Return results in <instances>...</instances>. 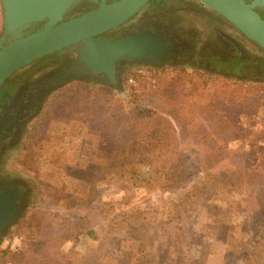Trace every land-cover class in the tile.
Listing matches in <instances>:
<instances>
[{"label": "rangeland", "instance_id": "rangeland-1", "mask_svg": "<svg viewBox=\"0 0 264 264\" xmlns=\"http://www.w3.org/2000/svg\"><path fill=\"white\" fill-rule=\"evenodd\" d=\"M1 30L2 7L0 35ZM142 68L145 67L128 71L127 97L108 87L75 82L49 103L25 157L37 172L40 201L24 214L10 242L0 252V264H13L11 260L4 262L5 252L22 251L38 237L44 238V232L47 241L55 232H60L58 238L61 232L80 236L77 242L67 241L60 247V252L51 256L52 264H113L109 258L112 251L105 248L99 251L98 242L88 235L87 229H98L99 225H107L110 219L123 215L116 200L123 194L121 187L126 181L135 182L134 176L139 172L173 162L181 169L175 172L174 166L167 167L170 174H175V182H165L161 191L140 194L136 201L143 207H158L156 215L162 217L173 200L178 201L192 192L191 185L197 181L202 190L195 198L197 205L192 204L196 211L190 222L184 219L181 222L188 226L194 224L208 239H217L214 253L211 254L212 244L195 245L193 256L202 259L204 264H264V237H252L264 222L263 81H242L191 67L169 65L149 71ZM133 91L139 94V100L158 91L162 100L158 101L159 105L157 102L151 105L156 110L154 113L133 118L127 124L125 133L132 136L127 143L138 140L153 126H170L173 134L155 141L156 145L145 140V147L153 151L145 152L144 148L137 151L129 146L128 151L109 163L106 159L111 143L100 141L95 131L99 126L94 117L99 111L98 105L103 103L97 98L100 96L106 103L119 99L121 108L128 112L131 110L128 102L132 103L135 98ZM216 112L220 123L214 125L211 120ZM207 133L213 137H207ZM121 143L118 145H125ZM217 174L218 181L214 178ZM179 185L178 191H170ZM205 185L208 187L203 188ZM244 224L258 229L243 232ZM111 235L121 245L118 264L150 263L155 250L150 241L142 244L143 235L138 231L127 236L123 224H116ZM241 238H251V256L241 248L232 250L230 242Z\"/></svg>", "mask_w": 264, "mask_h": 264}, {"label": "flooded vegetation", "instance_id": "flooded-vegetation-1", "mask_svg": "<svg viewBox=\"0 0 264 264\" xmlns=\"http://www.w3.org/2000/svg\"><path fill=\"white\" fill-rule=\"evenodd\" d=\"M115 1L118 0L107 3ZM100 2L78 0L66 13L65 20L98 9ZM255 9L264 18V10ZM43 24L40 22L26 32H33ZM144 31L162 37L160 60L150 62L146 57L117 61L111 77L102 73L96 78L91 68L77 62L79 44L67 52H54L34 60L1 87L0 202L4 203V211L0 216V252L10 242L24 214L36 206L41 196L37 172L25 157L45 109L70 84L108 87L127 97L126 79L131 68L145 67L142 70L149 71L169 65L264 83V49L199 0H149L125 22L95 37L126 38Z\"/></svg>", "mask_w": 264, "mask_h": 264}, {"label": "trees", "instance_id": "trees-1", "mask_svg": "<svg viewBox=\"0 0 264 264\" xmlns=\"http://www.w3.org/2000/svg\"><path fill=\"white\" fill-rule=\"evenodd\" d=\"M221 76L227 77L226 75ZM133 93L135 94V98H133L134 100L132 103L128 102V104H130L129 107L131 108L128 112L121 108L122 106L119 99H115L114 102L106 103L107 101L104 102L100 96L97 98V101H102L103 103L98 105L97 109H99V111L94 117L95 123L99 126L95 131L99 134L100 141H103V143H111L108 145L110 147L109 151L101 148V151L109 152V157L106 159L109 163L117 157H120L119 155H121V153L128 151L129 146L137 151H142L143 148L145 149V152H149L148 150L153 151V149H147V147H145V140H150L155 143V141L163 139L166 135L169 136L173 134V129L170 126H153L151 130L143 132L138 140H131L127 143L128 139L130 140V138H132L131 133H125L124 129L127 124H129V122L131 123L133 118H141L148 113H154L156 111L153 107L155 102L158 103V101L162 100L160 97L161 93L158 91L149 93L147 96L145 95L146 98L144 100H139V94L135 91H133ZM222 104L225 105L224 102ZM156 107L157 106H155V108ZM214 107L217 109L216 106ZM130 111L132 112L131 115H129ZM127 114L129 117H127ZM219 116V112H216L215 116H213L214 119L211 120V123H214V125L215 123H220L216 120ZM214 133L216 134L215 131ZM214 133L212 132V135ZM212 135L208 133L206 134L207 137H211ZM121 142H125V145H118V143L122 144ZM170 165L175 167V172H178V170L181 171L180 168H176L177 165L175 162ZM169 166L159 164V166L155 169L139 172V174L134 176L136 177L135 182H133V180L132 182L126 181L121 187L123 194L119 195V199L116 200V205L123 210V215H118V218L110 219L107 225H99L98 229L93 227L87 229L88 235L92 237L94 241L98 242L99 251L102 252L104 248L112 251L111 253L113 255L109 256V258L113 260V264H118V254L121 246L117 242L118 239L112 237L111 235V231L116 224H123L125 235L127 236L133 231H138L139 234H142L143 236L141 239L143 245L148 243V241L152 243L155 251L152 253L149 264H204L202 259L195 258L193 256V247H195V245L211 246L212 244L213 252L211 249V254L214 253L217 237L208 239L205 232L199 233L194 224L193 226H188L187 224L185 225L181 222L183 219L184 221L186 220L187 222H190V217L196 211V207L192 206V204L197 205L195 198L202 190V188L199 187V182L194 181V183H192V192L181 196L178 201L173 200L171 207H168V210L166 211V215L162 217H157L156 215L159 210L158 207L156 209L151 207V205L143 207L141 202L136 201L137 196L140 194H151L161 191V186H163L165 182H175V179H177L175 178V174L172 175L167 171V167ZM203 170L205 171L206 169L203 168ZM219 176L220 175L217 174L214 178L218 181L220 179ZM207 187L206 185L203 186V188ZM180 188V185L175 186L170 191H178ZM123 217L126 218L122 219ZM215 218L217 219L218 217ZM217 220L224 221V218ZM40 221L43 223V220ZM192 222L194 223L195 220ZM253 228L254 226H247L245 224L242 227L243 232L258 229ZM59 233L60 232H55V234L51 236L50 240L47 241L46 234L44 232V238L38 237L34 243L28 244V246L22 251L11 253L12 255L9 254V252L7 254L6 251L3 259L4 262L7 263L11 260L13 264H52L54 261L51 262V256L55 252L59 253L60 247H63L67 241L77 242L80 237L79 234L71 235L70 232H61L62 235L58 238L60 236ZM137 236L140 237L139 235ZM258 236L264 237V222L259 224V231L255 230L252 235L253 238ZM242 239L243 238L238 241L236 240L234 242H230L232 250L241 248L249 252V255L251 256V252L249 251L251 238H248L247 240ZM107 241H111L112 243L107 245ZM64 254L67 255L65 252ZM238 260L239 259H237V261Z\"/></svg>", "mask_w": 264, "mask_h": 264}, {"label": "water", "instance_id": "water-1", "mask_svg": "<svg viewBox=\"0 0 264 264\" xmlns=\"http://www.w3.org/2000/svg\"><path fill=\"white\" fill-rule=\"evenodd\" d=\"M78 0H1L3 30L0 36V89L16 71L34 60L54 52H67L81 44L77 62L111 77L117 61L148 58L155 62L161 55L162 37L144 31L126 38L105 39L96 35L125 22L149 0H90L100 7L65 20ZM224 17L249 40L264 49V18L255 9L264 10V0H199ZM44 22L33 32H26ZM0 202V216L4 211Z\"/></svg>", "mask_w": 264, "mask_h": 264}, {"label": "built area", "instance_id": "built-area-1", "mask_svg": "<svg viewBox=\"0 0 264 264\" xmlns=\"http://www.w3.org/2000/svg\"><path fill=\"white\" fill-rule=\"evenodd\" d=\"M130 81H133L134 82V79L133 78H130ZM261 142V141H260ZM261 143H263V142H261Z\"/></svg>", "mask_w": 264, "mask_h": 264}]
</instances>
